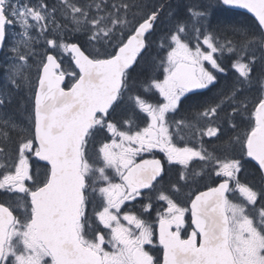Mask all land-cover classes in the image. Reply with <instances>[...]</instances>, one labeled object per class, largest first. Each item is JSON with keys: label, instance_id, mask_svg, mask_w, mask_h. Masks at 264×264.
Instances as JSON below:
<instances>
[{"label": "snow or ice", "instance_id": "1", "mask_svg": "<svg viewBox=\"0 0 264 264\" xmlns=\"http://www.w3.org/2000/svg\"><path fill=\"white\" fill-rule=\"evenodd\" d=\"M0 54V264H264V0H0Z\"/></svg>", "mask_w": 264, "mask_h": 264}, {"label": "trees", "instance_id": "2", "mask_svg": "<svg viewBox=\"0 0 264 264\" xmlns=\"http://www.w3.org/2000/svg\"><path fill=\"white\" fill-rule=\"evenodd\" d=\"M216 18L218 19H229V20H237V21H241V22H246V23H255L256 21L248 14L241 12V11H237V10H233V9H220L216 12ZM78 39L83 42L84 37H78ZM75 42V40L73 41ZM153 52H155V49L153 48ZM145 60L148 61V63L150 64V60L145 57ZM145 61H141V64H144ZM224 64L226 66V71L224 73H217L218 76V82L216 83V86L214 88H211V90H197V91H201L204 93V95L202 97H198L199 99H204L206 97H212L217 90L220 89H227V87L231 86V83L233 82L234 77L237 75L234 71V69L231 68V61L230 60H225ZM148 76H157L160 79L163 76V71H161V69H159L158 71L155 70L154 68H149L147 70H145L144 72L141 73V78H147ZM189 96H191V94H187ZM249 99H256L259 95V86L258 85H254V87L252 88V90L247 93ZM24 99L26 100V97L24 96ZM183 99V98H182ZM190 100H186L184 106L181 107L180 111L177 114H180V116L185 114V109L187 107V105L190 103ZM249 107L251 108L252 105L250 104ZM228 111H230V109H227ZM221 116H223V113H221ZM202 127H207V123L206 122H202ZM243 127L241 128V131H243ZM232 134V133H229ZM222 138H226V137H222ZM187 139V138H186ZM203 140L206 142L207 146L209 148H211L214 144L219 143L218 141L215 140V138H211V137H203ZM189 143L191 142H195L196 141L194 139L188 140ZM184 143L182 142L180 145H183ZM239 145L236 146V151H239ZM258 168L256 167V165L251 162V164L249 165L248 168V173L247 175H245V173H241V180L242 182H247L253 185L257 184V180L258 178L254 175L251 174L252 170ZM207 175H205V177L203 179H201L198 183L196 184H191L189 187V190H191L193 192V194L196 191L202 190L204 188H207L208 186H213L215 184H217L219 182V180H217L215 178L214 175H212V177L206 178ZM176 179V177H175ZM183 183V182H181Z\"/></svg>", "mask_w": 264, "mask_h": 264}, {"label": "rangeland", "instance_id": "3", "mask_svg": "<svg viewBox=\"0 0 264 264\" xmlns=\"http://www.w3.org/2000/svg\"><path fill=\"white\" fill-rule=\"evenodd\" d=\"M193 46H194V43H193ZM41 47H44L43 45H41ZM155 49V48H154ZM3 63V56H2V54H0V64H2ZM208 67L210 68V65H208ZM31 71H32V74H33V78L35 79V73H36V69H35V66H33L32 67V69H31ZM161 71H163L162 69H161ZM161 79H163V76H162V78ZM153 93L154 94H152V95H150L149 96V98L151 99L152 98V100H153V102L155 101V100H160L161 102H162V97H159V93H157V92H155V90H153ZM25 97H26V100H27V96L26 95H24ZM206 122V121H205ZM207 123V122H206ZM207 137V136H206ZM181 142V141H180ZM187 142L189 143V141L187 140ZM184 143V142H183ZM195 144V142H191V143H189V146H193ZM181 147L182 146H184V144L183 145H180ZM212 175H214V173L212 174ZM240 175V174H239ZM206 178H209V176L207 175L206 176ZM240 178H241V175H240ZM210 179V178H209ZM189 192V188H187V187H185L184 189H183V194H182V196H181V199L183 200L184 198H185V196H186V194ZM230 195V198H238V199H242L240 196H239V193H236L235 194V197H232V195L231 194H229ZM140 198H137V201H135V202H126L127 203V207L128 208H132L133 207V205L135 204V206H136V209L137 210H139V204H140ZM162 203V202H161ZM152 218H155V211L153 210V212H152ZM126 223V222H125Z\"/></svg>", "mask_w": 264, "mask_h": 264}, {"label": "flooded vegetation", "instance_id": "4", "mask_svg": "<svg viewBox=\"0 0 264 264\" xmlns=\"http://www.w3.org/2000/svg\"><path fill=\"white\" fill-rule=\"evenodd\" d=\"M152 94H154V93H152ZM152 94H149V96L152 95ZM179 117H180V114H177V118H179ZM141 126H143V124H141ZM177 143H178V146H180V144L182 142L177 141ZM153 155L156 158H162V156H163V154L160 153V152H158V151H155ZM143 158H145V159H151L152 158V155L144 154ZM165 166H166V169L169 167L166 162H165ZM178 174H179V166L172 167L171 168V171L168 172L167 175L165 176V184H166V186H167V182L169 180H171V181H177L178 180ZM175 177H176V179H175ZM154 254L159 255L158 250H154Z\"/></svg>", "mask_w": 264, "mask_h": 264}, {"label": "water", "instance_id": "5", "mask_svg": "<svg viewBox=\"0 0 264 264\" xmlns=\"http://www.w3.org/2000/svg\"><path fill=\"white\" fill-rule=\"evenodd\" d=\"M230 9L244 12V13L250 15V16L255 20V17L253 16V14L249 13L246 9H239V8H230ZM253 163L255 164V162H253ZM256 167H258V165H256ZM214 186H215V185H214ZM206 189H207V188L202 189V190H199V191H205Z\"/></svg>", "mask_w": 264, "mask_h": 264}]
</instances>
